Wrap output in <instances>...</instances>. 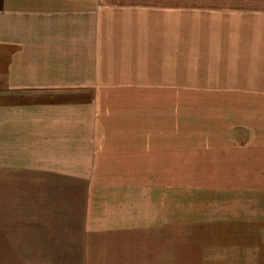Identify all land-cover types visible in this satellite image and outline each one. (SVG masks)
<instances>
[{
	"label": "rangeland",
	"instance_id": "1",
	"mask_svg": "<svg viewBox=\"0 0 264 264\" xmlns=\"http://www.w3.org/2000/svg\"><path fill=\"white\" fill-rule=\"evenodd\" d=\"M109 1L161 11L127 10L145 29L116 38L151 49L116 77L153 85L116 88V130H151L152 150L96 198L0 170V264H264V0Z\"/></svg>",
	"mask_w": 264,
	"mask_h": 264
},
{
	"label": "crops",
	"instance_id": "2",
	"mask_svg": "<svg viewBox=\"0 0 264 264\" xmlns=\"http://www.w3.org/2000/svg\"><path fill=\"white\" fill-rule=\"evenodd\" d=\"M111 5L109 0H0L3 174L65 175L87 183L89 198H96V184L110 192L116 183L136 182L137 151L152 150L145 143L151 130H116V88L153 85L143 78L116 77L130 64L150 70L152 58L146 56L151 49L137 57V47L129 55L119 51L116 38L127 37L133 27L135 33L145 29L123 16L127 10L140 13V20L141 14L150 18L161 11L150 5ZM181 53H174L177 61ZM116 55H123V62Z\"/></svg>",
	"mask_w": 264,
	"mask_h": 264
}]
</instances>
